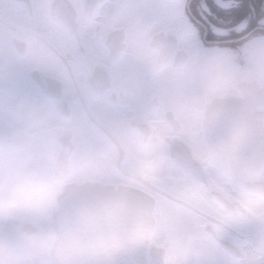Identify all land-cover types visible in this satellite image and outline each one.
<instances>
[{
	"label": "clouds",
	"instance_id": "9594fccd",
	"mask_svg": "<svg viewBox=\"0 0 264 264\" xmlns=\"http://www.w3.org/2000/svg\"><path fill=\"white\" fill-rule=\"evenodd\" d=\"M106 47L142 72L132 87L93 86L95 102L106 111L139 102L88 138L20 91L18 69L41 65L19 41L6 45L0 264H176L201 236L210 248L198 264H250L264 248V45L173 46L163 30L132 22L106 34ZM162 204L185 212L165 220ZM194 204L204 211L189 223ZM242 229L250 239L219 248L222 232Z\"/></svg>",
	"mask_w": 264,
	"mask_h": 264
},
{
	"label": "flooded vegetation",
	"instance_id": "af4514ba",
	"mask_svg": "<svg viewBox=\"0 0 264 264\" xmlns=\"http://www.w3.org/2000/svg\"><path fill=\"white\" fill-rule=\"evenodd\" d=\"M176 3L178 0H0V69L6 59L11 64V53L6 52L8 42L19 41L32 53L33 63L41 65L18 69L20 91L32 100L55 105L64 117L77 123L81 135L102 137L139 99L134 98L118 111H106L95 102L90 89L132 87L142 72L111 54L106 47V34L141 22L166 32L173 46L213 48L225 53L241 49L229 47L228 41L194 46L190 38L180 34L174 22L172 6ZM244 39L247 40L244 47L264 45V35ZM174 151L179 152V147ZM162 195L175 198L167 191ZM203 211V204H194L188 215L189 223L198 222ZM161 212L167 220L169 215L184 213L185 209H170L162 204ZM200 238L201 248L176 264H198L207 257L210 245L203 236ZM238 238L250 239V230L222 232L218 237L219 248L230 247ZM249 260L250 264H264V248L258 246Z\"/></svg>",
	"mask_w": 264,
	"mask_h": 264
},
{
	"label": "snow or ice",
	"instance_id": "6c2138e0",
	"mask_svg": "<svg viewBox=\"0 0 264 264\" xmlns=\"http://www.w3.org/2000/svg\"><path fill=\"white\" fill-rule=\"evenodd\" d=\"M174 22L194 46L228 41L243 48L246 37L264 35V0H178Z\"/></svg>",
	"mask_w": 264,
	"mask_h": 264
},
{
	"label": "water",
	"instance_id": "95a60500",
	"mask_svg": "<svg viewBox=\"0 0 264 264\" xmlns=\"http://www.w3.org/2000/svg\"><path fill=\"white\" fill-rule=\"evenodd\" d=\"M127 264H140V261L134 258L133 260L128 261Z\"/></svg>",
	"mask_w": 264,
	"mask_h": 264
}]
</instances>
